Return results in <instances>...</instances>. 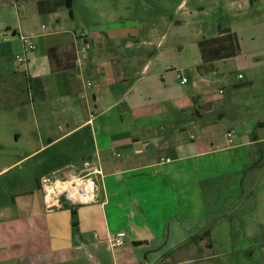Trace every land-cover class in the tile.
Wrapping results in <instances>:
<instances>
[{"label": "crops", "instance_id": "crops-1", "mask_svg": "<svg viewBox=\"0 0 264 264\" xmlns=\"http://www.w3.org/2000/svg\"><path fill=\"white\" fill-rule=\"evenodd\" d=\"M6 25L0 23V33ZM81 34L60 29L21 36L47 40L44 56L25 55L36 134L13 160L0 154V264H163L199 242L193 230L205 216L204 188L244 174L249 150L258 154L263 141L248 131L230 143L228 132L216 133L204 118L213 98L202 108L198 90H164L171 56L142 48L150 29L129 39L116 34L113 41ZM49 48L63 70L51 68ZM41 78L63 89L44 97L41 90L53 86L37 90ZM88 159L104 175L98 200L47 211L39 178ZM118 234L127 240L112 247Z\"/></svg>", "mask_w": 264, "mask_h": 264}, {"label": "rangeland", "instance_id": "rangeland-1", "mask_svg": "<svg viewBox=\"0 0 264 264\" xmlns=\"http://www.w3.org/2000/svg\"><path fill=\"white\" fill-rule=\"evenodd\" d=\"M41 1L52 0H15L11 6L9 0H0L4 4L0 23L7 24L0 33V154L13 160L33 140L39 124L27 96L25 63L15 59L23 55L19 37L61 29L76 36L112 40L124 34L129 39L135 30L150 29L152 37L142 48L171 56L164 90H198L197 106L204 108L209 104L206 99L213 98L204 118L216 126V133L249 131L263 141L258 154L249 150L244 174L219 177L204 188L205 216L195 221L193 230L199 242L182 246L163 264H264V0H69L57 8L56 16L40 13ZM113 29L127 31L114 34ZM221 33L235 34L238 52L200 77L198 42ZM45 40H32L35 50L27 53V59L45 55ZM177 71L189 81L187 85H177ZM36 84L37 90L52 84L50 92L41 90L44 97L63 89L57 80L41 78ZM76 102L82 104L80 99ZM58 106L56 102L60 110ZM168 246L173 250V243Z\"/></svg>", "mask_w": 264, "mask_h": 264}, {"label": "built area", "instance_id": "built-area-1", "mask_svg": "<svg viewBox=\"0 0 264 264\" xmlns=\"http://www.w3.org/2000/svg\"><path fill=\"white\" fill-rule=\"evenodd\" d=\"M9 6L15 5V0H9ZM0 6H4L1 4ZM83 34L80 38L83 39ZM20 43L23 55L15 57L19 64L25 63L26 53L33 51L34 46L30 38L21 37ZM181 84L187 82L180 73L177 74ZM238 79L241 76L238 75ZM234 131L226 134L229 142H232ZM104 178L103 171L98 161L83 160L79 166H67L50 175L42 176L38 180L39 190L42 193L44 208L53 211L64 207L94 204L98 199L99 187ZM127 240L123 234H118L109 240L112 247H120Z\"/></svg>", "mask_w": 264, "mask_h": 264}, {"label": "trees", "instance_id": "trees-1", "mask_svg": "<svg viewBox=\"0 0 264 264\" xmlns=\"http://www.w3.org/2000/svg\"><path fill=\"white\" fill-rule=\"evenodd\" d=\"M69 0H52L39 2V12L42 14L52 13L61 6H67ZM201 57V65L197 67V73L212 72V66L218 61H223L236 56L238 52L237 39L233 33H221L219 36L211 39H201L198 42ZM47 57L51 68L63 70L62 65L56 61V49L49 48ZM196 240L198 237L195 238Z\"/></svg>", "mask_w": 264, "mask_h": 264}, {"label": "water", "instance_id": "water-1", "mask_svg": "<svg viewBox=\"0 0 264 264\" xmlns=\"http://www.w3.org/2000/svg\"><path fill=\"white\" fill-rule=\"evenodd\" d=\"M207 106H209V105H207Z\"/></svg>", "mask_w": 264, "mask_h": 264}]
</instances>
